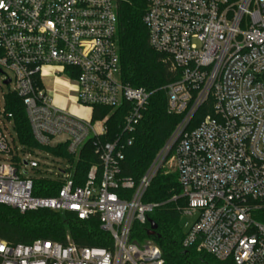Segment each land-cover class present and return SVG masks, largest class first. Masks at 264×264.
<instances>
[{
  "label": "built area",
  "instance_id": "built-area-1",
  "mask_svg": "<svg viewBox=\"0 0 264 264\" xmlns=\"http://www.w3.org/2000/svg\"><path fill=\"white\" fill-rule=\"evenodd\" d=\"M143 20L176 77L165 86L168 112L182 118L136 182L121 162L152 93L121 77L115 0H0V204L97 216L112 240L105 248L0 238V264H164L153 240L130 238L160 206L142 198L167 167L186 198L178 210L197 213L183 247L222 264H264V0H147ZM14 97L39 147L19 141ZM97 107L125 112L111 140L109 114L96 116ZM89 140L98 162L77 183ZM40 179L61 188L38 195Z\"/></svg>",
  "mask_w": 264,
  "mask_h": 264
},
{
  "label": "trees",
  "instance_id": "trees-1",
  "mask_svg": "<svg viewBox=\"0 0 264 264\" xmlns=\"http://www.w3.org/2000/svg\"><path fill=\"white\" fill-rule=\"evenodd\" d=\"M117 6V42L120 53L121 77L133 87L151 92L149 103L143 117L134 131L132 145L124 149L121 162V175L132 177L136 182L145 174L159 150L169 139L182 116L168 112L165 86L176 77L170 73L163 55L149 43V31L143 16L147 0H115ZM13 112L14 127L19 141L32 148L39 147L34 140L31 127L20 98L14 97L8 106ZM97 115L109 114L108 132L103 140L113 139L120 132L124 110L96 108ZM102 111V115L99 114ZM210 111L209 103L203 105L193 120L194 124ZM55 154L68 156L65 147L48 148ZM98 162L92 140H89L76 162L77 183H83L93 163ZM61 183L45 179L37 180L35 193L54 196ZM182 187L177 172L160 168L144 193L143 201L160 203L149 218L157 224L156 235L148 236L149 223H136L131 240L143 243L153 240L162 251L164 264H222L213 256L199 252L194 247L184 248L183 240L187 232L180 226L181 213L178 207L186 204L181 195ZM173 196H177L175 200ZM79 246L110 247L109 232L101 227L97 216L79 218L75 213L57 212L49 209L30 210L24 213L17 208L0 204V238L12 244L32 243L36 239H48Z\"/></svg>",
  "mask_w": 264,
  "mask_h": 264
},
{
  "label": "rangeland",
  "instance_id": "rangeland-1",
  "mask_svg": "<svg viewBox=\"0 0 264 264\" xmlns=\"http://www.w3.org/2000/svg\"><path fill=\"white\" fill-rule=\"evenodd\" d=\"M62 84V89H65L67 90V85L66 83H64L63 81L61 82ZM67 104H70L69 102H67ZM167 171H170V172H174L172 169L170 168H165ZM197 217V213L194 212L192 214H185V213H182L181 216H180V226L182 228V231L183 232H187L191 226V224L193 223V221L196 219ZM150 239L146 240L145 242L149 241ZM143 242V243H145Z\"/></svg>",
  "mask_w": 264,
  "mask_h": 264
},
{
  "label": "water",
  "instance_id": "water-1",
  "mask_svg": "<svg viewBox=\"0 0 264 264\" xmlns=\"http://www.w3.org/2000/svg\"><path fill=\"white\" fill-rule=\"evenodd\" d=\"M148 221H149V224H150V227H149V230H148V236H150V237L155 236L156 235L157 224L151 218H149Z\"/></svg>",
  "mask_w": 264,
  "mask_h": 264
},
{
  "label": "crops",
  "instance_id": "crops-1",
  "mask_svg": "<svg viewBox=\"0 0 264 264\" xmlns=\"http://www.w3.org/2000/svg\"><path fill=\"white\" fill-rule=\"evenodd\" d=\"M62 81L64 82L63 79H60L59 81H57V84L62 85V84H61Z\"/></svg>",
  "mask_w": 264,
  "mask_h": 264
}]
</instances>
